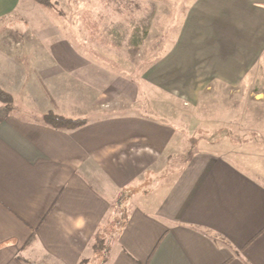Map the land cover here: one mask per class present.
I'll use <instances>...</instances> for the list:
<instances>
[{
    "label": "crops",
    "instance_id": "obj_1",
    "mask_svg": "<svg viewBox=\"0 0 264 264\" xmlns=\"http://www.w3.org/2000/svg\"><path fill=\"white\" fill-rule=\"evenodd\" d=\"M51 1L68 9L73 24L84 23L81 0ZM139 2H99L101 10L88 16L89 35L112 39L123 24L135 23L130 8ZM33 3L0 0V88L14 103L25 90L42 114L54 110L86 124L62 131L13 112L0 123V264H96L100 250L98 264H264V139L257 145L227 139L246 134L243 124L229 122L247 104L243 88H252L249 104H264L252 80L264 68V0L186 1L168 52L139 75L144 88L184 108L228 93L221 109L229 126L214 132L227 138L202 149L189 141V126H177L181 117L175 122L156 104L136 105L135 82L87 58L102 54L78 48L87 31L74 26L66 37L59 26L29 33ZM152 3L161 16V0ZM17 18L21 32L11 29ZM100 24L121 26L113 33ZM68 38L73 46L34 50L28 42ZM61 90L77 91L93 118L82 110L60 114Z\"/></svg>",
    "mask_w": 264,
    "mask_h": 264
},
{
    "label": "rangeland",
    "instance_id": "obj_2",
    "mask_svg": "<svg viewBox=\"0 0 264 264\" xmlns=\"http://www.w3.org/2000/svg\"><path fill=\"white\" fill-rule=\"evenodd\" d=\"M101 1L103 0H81V3H83V15L81 16V19L84 22L82 24L72 23V17L67 15L68 9L65 10V8H63L62 10L61 8L57 7L55 4L52 3L50 9H44L43 7L33 3V15L35 14L36 20L34 21L32 27L29 29V33L34 34L40 29L45 30L48 28H56L59 26H61L67 33L66 37L73 36L72 32L74 31V26L78 29L82 28L83 30L87 31L86 35L88 38L83 39L82 41H76L80 45V47L78 48H82L80 50L86 49L87 51H89L90 49H99L102 52V54L99 52L98 55H87V58L90 61L94 62V64L97 63V65H99L102 70L111 71L107 73L113 74L115 75V77L120 76L127 80H132L133 82H135L140 92V98L137 99L136 105L139 106L146 104L147 106L149 104H156L157 107L161 108L163 118L165 116H174L176 118L175 122L177 120V117H181V120L177 122V126L180 127L181 122L183 127L189 126L188 129L194 133L192 134L191 139L189 141L193 144L195 149L197 147L199 149V145L200 149H202L201 147H204V145H208L209 143L215 144L219 140H222L227 137V139H229L232 143L236 142L240 144L243 141L252 140L255 141V145H257V140L264 139V135H255L259 131H264V104H249L248 97L246 95H248V92L252 90L251 87L243 88L241 90L240 98L246 99L247 104L243 105L241 110L237 108L236 115L238 120L236 121V119H232L231 121H229L225 120V118L227 119V109H221L224 106V97H226L228 94L226 92L223 93V91H220V93L216 94V97H214L216 98L215 101H213V99H207V104H201L197 108L192 109L184 108L180 104L174 103V101H172L169 97L165 96V94L158 93L147 85L144 88L142 82H139V75H141L145 69L149 68L155 63V61H157L161 56L168 52L170 45L177 33L182 9L186 5V1L188 0H161L162 6L161 9H159L161 10V16L157 15L154 9L152 3L154 0H139V3H142L140 4L141 6L144 4L142 7H135L134 9L130 8V16L131 19L135 21V23H130L129 25L123 24L122 26L116 24L99 25V27L101 26L103 30L112 29V31H114L113 33H117V27L121 26L122 33L120 32L115 34L112 39L101 38L100 33H98V35L97 33H91V35L93 34L94 37L96 36L95 38L90 37L91 35H89L88 30H90L92 26L87 22L90 19L88 17L89 13L91 11H94L95 9L96 11H100L101 8L97 9L98 7L96 6H98L99 2ZM115 1L120 0H114V2ZM124 1L128 3L136 1L137 3V0ZM50 2L52 1L50 0ZM171 2H175V6L172 7L170 5ZM91 5L95 7L90 8ZM64 10L67 11L65 12V14ZM114 10L119 12L121 11V9L117 7H115ZM60 13L62 14L60 15ZM63 19L66 21V23L62 25L59 22L63 21ZM12 23L13 24L11 29L13 31H23L21 26L22 23L18 21V18L16 20L14 19ZM68 39L69 40L67 41L55 40L51 42L44 41L42 43L38 42V40H29L28 42L31 44L32 49L38 50L42 48L49 49L51 44L54 47H56L57 44L60 43L73 46L74 40L72 38ZM21 43L23 44L22 47L25 49V43H27V41L23 40L21 41ZM261 64L264 65V60L261 62ZM100 75L104 77L103 79L106 78V72ZM102 77L101 81L104 82ZM252 80L257 82V85L261 87V90H263L264 92V68L257 71V73H253ZM25 93L26 92L24 90L23 92L19 93V95L15 96L16 102H13L14 110L12 111L14 114L32 121L44 123L45 115L55 113L54 110L50 109L51 111L47 112L46 114H42L41 108L37 107L36 105L34 106V104L31 103L32 101L26 98ZM55 96L56 98L61 99L59 100V105L61 108L60 110H64V112H61L60 114L75 116L73 112H76L77 110H82V112H85L83 114L84 116H86V119L93 118L92 116H94V114L88 112L87 108L83 104L78 103L79 93H77V91L73 92L72 90H61L57 91ZM46 99L50 103V100L47 97ZM120 100L122 99H117L118 102ZM47 104L48 103L45 102V104L41 107L47 108ZM50 105L52 108L53 106L51 103ZM135 113L150 115L149 111L147 113H143V111H138V109L135 111ZM220 114L222 118H220ZM229 116L230 115H228V117ZM254 116L255 119H253ZM165 120L170 121L171 119L167 118ZM228 121L230 123L235 122V124L239 123L238 125L243 124V129L245 127L243 133L245 131L246 134L237 135L232 138H230L229 136H222V134H215L219 130L223 133L225 131L224 129H227L226 127L229 126ZM204 130H208L209 132L215 133L212 136H208L204 133ZM252 130L254 134H252ZM183 131L186 130L184 129ZM248 133H251L252 135ZM104 255V250H100L98 252V255L96 257V264H98L97 262L104 258Z\"/></svg>",
    "mask_w": 264,
    "mask_h": 264
},
{
    "label": "trees",
    "instance_id": "obj_3",
    "mask_svg": "<svg viewBox=\"0 0 264 264\" xmlns=\"http://www.w3.org/2000/svg\"><path fill=\"white\" fill-rule=\"evenodd\" d=\"M34 2L44 8H51L52 6L50 0H34ZM43 91L45 96L50 100V103L54 106V102L47 90L44 88ZM13 102V98L0 88V123L4 122L12 113L14 109ZM44 121V124H46L50 128L62 131L77 130L82 128L86 124V121L84 120H70L55 114L45 115Z\"/></svg>",
    "mask_w": 264,
    "mask_h": 264
}]
</instances>
